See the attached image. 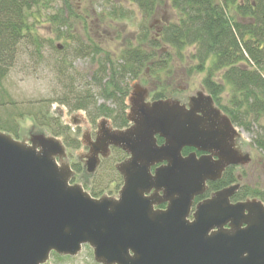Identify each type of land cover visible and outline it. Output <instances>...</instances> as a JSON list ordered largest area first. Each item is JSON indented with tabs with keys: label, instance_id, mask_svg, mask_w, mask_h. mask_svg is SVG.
Returning <instances> with one entry per match:
<instances>
[{
	"label": "water",
	"instance_id": "water-1",
	"mask_svg": "<svg viewBox=\"0 0 264 264\" xmlns=\"http://www.w3.org/2000/svg\"><path fill=\"white\" fill-rule=\"evenodd\" d=\"M145 94L134 86L128 127L112 128L102 118L94 139L82 135L89 174L110 146L128 155L115 165L122 177L116 197H93L70 182L74 170L56 136L34 133L25 141L0 130V264H43L51 252L75 256L85 244L99 264H264L259 198L231 201L234 183L193 208L208 181L250 162L235 143L236 126L203 91L187 104L174 98L147 103ZM183 147L202 154L183 155ZM160 162L152 173L150 166ZM163 201L164 209L156 207Z\"/></svg>",
	"mask_w": 264,
	"mask_h": 264
},
{
	"label": "trees",
	"instance_id": "trees-1",
	"mask_svg": "<svg viewBox=\"0 0 264 264\" xmlns=\"http://www.w3.org/2000/svg\"><path fill=\"white\" fill-rule=\"evenodd\" d=\"M104 1L107 6L96 15L100 22L118 21L129 16L128 11L116 6L113 0ZM131 1L144 19L151 18L159 6L168 3L176 13L175 20L165 21L156 30V35H149V39L145 33L138 36V44L124 48L115 62L107 55L100 57L90 80L84 85L77 84V78L68 70L59 69L64 86L60 97L53 102L65 105L69 111L84 110L92 126L100 118H108L113 127L124 128L128 125L126 97L129 92L125 80L138 76L148 64L152 78L161 73L171 76L175 55L180 60L189 59L187 74L192 71L204 73L203 88L233 124L247 131L256 124L251 144L264 158V124L259 123L264 116V0ZM45 2L0 0V105L6 103L1 95L2 82L17 58L19 45L26 40L38 46L30 18ZM48 20L55 27L58 38L63 35L59 32L62 27L70 28L68 14L51 13ZM68 38L74 44L76 55L95 56L101 52L90 44L84 45L76 35L70 34ZM156 55L159 57L155 60ZM151 93L155 99L166 97L163 88L153 89ZM223 96H226V102ZM101 97L108 99L111 105L99 102ZM34 118L39 125L49 127L53 135L62 136L65 146L76 150L81 146L77 137L70 136L69 127L57 118L41 117L38 113ZM0 130L18 137L17 126L12 125L10 119H0ZM189 150L185 148L183 153ZM115 151L120 157L125 155L122 150ZM102 160L101 164L107 159ZM71 167L76 173L84 169L80 161ZM112 171L119 176L115 167ZM235 171L236 167H228L220 179L209 182V189L216 190L238 181ZM103 190L92 187L90 194L98 197ZM246 197H257L264 204V183L242 184L233 199Z\"/></svg>",
	"mask_w": 264,
	"mask_h": 264
},
{
	"label": "rangeland",
	"instance_id": "rangeland-1",
	"mask_svg": "<svg viewBox=\"0 0 264 264\" xmlns=\"http://www.w3.org/2000/svg\"><path fill=\"white\" fill-rule=\"evenodd\" d=\"M113 2L116 6L126 9L129 16L118 21L100 22L96 15L99 10L107 6L104 0H46L45 4L34 12V16L30 18L33 23L31 27L33 35L38 38L39 43L36 47V43L24 40L19 45L17 58L2 82L1 95L4 96L6 103L0 105V119L12 120V125L17 126L18 137L16 138L28 141L30 133L55 136L49 127L39 125L34 121V115L38 113L41 117L46 115L57 118L61 124L69 127L70 136L77 137L81 143L77 150L65 146L66 156L63 161L70 165L80 161L84 168L79 173L75 172L70 182L81 184L89 193L92 187H102L104 190L100 196L116 197L122 180H120V175H115L112 169L121 157L112 152L109 158H105V160L107 159L105 163L101 164L104 161L101 160L93 174L87 173L82 157L88 152V147L81 139L85 132H89L94 139L97 124L92 126L89 123L84 110L69 111L65 105L53 102L60 97L64 86L59 69L68 70L77 78V84L84 85L90 80L100 57L103 58L107 55L106 57L114 62L119 60L121 56L119 53L124 48L138 44V36L145 33L149 39V35H156V30L165 21L175 20L176 13L167 3L159 6L151 18L144 19L133 1L113 0ZM51 13L69 15L70 28L62 27L59 32L63 35L60 38L57 36L55 27L48 20ZM70 34L80 37L84 45L90 44L100 49L101 52L95 56L76 55L74 44L68 38ZM189 51L190 49L186 50V54ZM158 57L156 55L155 60ZM188 60H180L174 55L172 75L160 72L161 74L153 78L149 74L148 64L139 73L138 79L128 77L125 80L128 91L132 84L139 82L149 90L163 88L166 92L165 98H174L184 104H187L189 97L198 91L208 94L202 86L204 73L192 71L187 74L185 72L188 71L186 68L190 63ZM105 80L107 79L105 78ZM150 98L151 91L149 92ZM226 99V96H223L224 102ZM99 102L111 105L108 99L102 97L99 98ZM107 120L112 125L111 120L108 118ZM259 123L264 124V116L259 120ZM236 128L240 133L236 142L238 148L250 155L248 164L245 163V165H239L236 168V174H241L240 184L252 185V183L259 182L262 184L264 183V158L251 144L252 131L256 129V124L251 125L250 131L243 129L242 126H236ZM56 137L63 142L62 136ZM48 257L43 264H99L94 261L92 248L87 244L83 245L81 251L75 256L51 252Z\"/></svg>",
	"mask_w": 264,
	"mask_h": 264
},
{
	"label": "flooded vegetation",
	"instance_id": "flooded-vegetation-1",
	"mask_svg": "<svg viewBox=\"0 0 264 264\" xmlns=\"http://www.w3.org/2000/svg\"><path fill=\"white\" fill-rule=\"evenodd\" d=\"M137 77H139V75L137 76L136 75V77L135 78H137ZM134 79V78H133ZM138 79V78H137ZM137 79H136V81H137ZM135 85H140V86H142L143 88H145L146 89V96H145V101L147 102V103H149V102H151V101H153V100H156L155 98H153L152 97V93H151V98L149 99V92L151 91L152 92V90L153 89H151V90H149V88L148 87H145V86H143V85H141L139 82H137V84L135 83V84H132V86H130V91L128 92V95H127V97H126V103H127V110H126V112H127V114H126V117H127V115H128V110H129V108H130V100H129V97L131 96V93H132V91H133V88H134V86ZM160 99V98H159ZM130 125V122L128 121V125L126 126V127H128ZM126 127H124V128H126ZM112 128H117V127H112ZM117 129H123V128H117ZM31 134H34V133H30L29 134V136L31 135ZM91 135V134H90ZM95 135H96V133H95ZM164 142V140L161 138V136L159 137V136H156V143H157V145H161L162 143ZM88 147V146H87ZM185 148H189L190 150L187 152V153H183V150L185 149ZM109 150H110V153H109V155L106 157V158H109V156L111 155V153L113 152V153H117V151H115L116 149H118V150H122L121 148H118V147H114V146H110L109 148H108ZM123 151V150H122ZM192 151H195L196 152V154L195 155H197V156H200L201 154H202V152H200V151H196L194 148H192V147H183L182 148V150H181V153L183 154V155H187L188 153H190V152H192ZM124 152V156L123 157H121L120 158V160L119 161H122V160H124L128 155L125 153V151H123ZM82 159H83V157H82ZM102 159H105V158H102ZM102 159H100V160H102ZM84 160V159H83ZM118 161V162H119ZM101 162V161H100ZM117 162V163H118ZM164 164V162H160V163H155L154 165H152V166H150V171L153 173L154 171H155V169L156 168H158L159 166H162ZM248 164V163H247ZM116 165V164H115ZM115 165H114V167H115ZM230 166H233V167H238L239 165H230ZM230 166H228V167H230ZM228 167H226L225 168V170L228 168ZM224 170V171H225ZM224 171H223V173H224ZM223 173H222V175H223ZM121 176V175H120ZM222 177V176H221ZM237 179H238V181H236V182H233V183H231V184H236V183H239V187H238V189L240 188V186L242 185V184H240V180H241V175L240 174H237ZM122 179V178H121ZM209 182H211V181H208L207 182V188H206V190H205V192L203 193V194H201V195H198V196H195V199H194V203H193V208H195L194 206H195V204L197 203V202H199V201H201L202 199H204V198H206V197H208V196H210V194L213 192V191H215V190H210L209 189ZM229 185V184H228ZM227 185V186H228ZM220 189V188H219ZM237 189V190H238ZM217 190V189H216ZM236 190V191H237ZM235 191V192H236ZM235 194V193H234ZM234 196V195H233ZM233 196L231 197V201H233V202H235V201H238V200H244V199H246V198H248V197H246V198H244V199H238V200H235V199H233ZM165 205H166V203H164V201H163V203H160V204H158L156 207H158V208H163L164 209V207H165Z\"/></svg>",
	"mask_w": 264,
	"mask_h": 264
}]
</instances>
